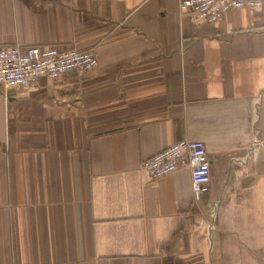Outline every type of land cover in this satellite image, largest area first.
<instances>
[{
	"label": "crops",
	"instance_id": "1",
	"mask_svg": "<svg viewBox=\"0 0 264 264\" xmlns=\"http://www.w3.org/2000/svg\"><path fill=\"white\" fill-rule=\"evenodd\" d=\"M181 0H0V45L97 64L0 93V264H264V4L197 25ZM200 140L191 168L145 160Z\"/></svg>",
	"mask_w": 264,
	"mask_h": 264
},
{
	"label": "built area",
	"instance_id": "2",
	"mask_svg": "<svg viewBox=\"0 0 264 264\" xmlns=\"http://www.w3.org/2000/svg\"><path fill=\"white\" fill-rule=\"evenodd\" d=\"M264 0H181L180 10L197 25L213 24L235 9L259 8ZM0 45V88L6 91L29 86L42 78L56 79L67 72L86 73L97 64L92 50L57 46ZM188 166L199 191L211 181V160L204 142L183 138L143 163L153 179Z\"/></svg>",
	"mask_w": 264,
	"mask_h": 264
},
{
	"label": "water",
	"instance_id": "3",
	"mask_svg": "<svg viewBox=\"0 0 264 264\" xmlns=\"http://www.w3.org/2000/svg\"><path fill=\"white\" fill-rule=\"evenodd\" d=\"M7 102L5 96L0 93V142H4L7 136Z\"/></svg>",
	"mask_w": 264,
	"mask_h": 264
}]
</instances>
